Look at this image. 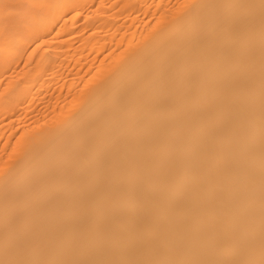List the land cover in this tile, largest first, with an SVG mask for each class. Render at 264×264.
Returning <instances> with one entry per match:
<instances>
[{"label": "bare ground", "instance_id": "bare-ground-1", "mask_svg": "<svg viewBox=\"0 0 264 264\" xmlns=\"http://www.w3.org/2000/svg\"><path fill=\"white\" fill-rule=\"evenodd\" d=\"M0 264H264V0H0Z\"/></svg>", "mask_w": 264, "mask_h": 264}]
</instances>
